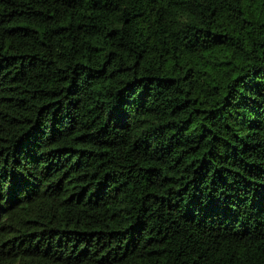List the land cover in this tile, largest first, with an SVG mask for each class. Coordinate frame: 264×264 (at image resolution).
<instances>
[{
  "label": "trees",
  "instance_id": "trees-1",
  "mask_svg": "<svg viewBox=\"0 0 264 264\" xmlns=\"http://www.w3.org/2000/svg\"><path fill=\"white\" fill-rule=\"evenodd\" d=\"M0 264H264V0H0Z\"/></svg>",
  "mask_w": 264,
  "mask_h": 264
}]
</instances>
